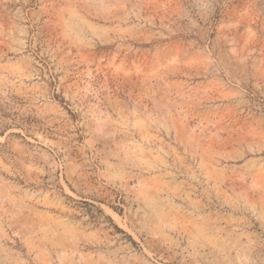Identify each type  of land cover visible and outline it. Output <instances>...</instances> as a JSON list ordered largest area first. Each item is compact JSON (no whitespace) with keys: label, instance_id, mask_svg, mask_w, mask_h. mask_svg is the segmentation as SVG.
Instances as JSON below:
<instances>
[{"label":"rangeland","instance_id":"obj_1","mask_svg":"<svg viewBox=\"0 0 264 264\" xmlns=\"http://www.w3.org/2000/svg\"><path fill=\"white\" fill-rule=\"evenodd\" d=\"M0 264H264V0H0Z\"/></svg>","mask_w":264,"mask_h":264}]
</instances>
